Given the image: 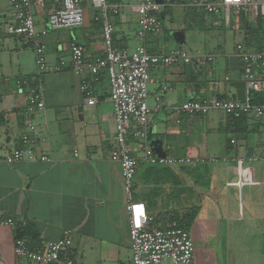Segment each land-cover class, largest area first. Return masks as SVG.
Here are the masks:
<instances>
[{
	"label": "crops",
	"instance_id": "1",
	"mask_svg": "<svg viewBox=\"0 0 264 264\" xmlns=\"http://www.w3.org/2000/svg\"><path fill=\"white\" fill-rule=\"evenodd\" d=\"M135 1L108 0L118 4V13L110 15L114 47L133 50L144 44L152 53L177 47L160 34H148L144 40L136 36L138 15L132 8ZM171 1L159 12L162 21L164 16L173 20L181 11L185 19L197 25V30L214 29L224 21L222 15L206 16L201 9L188 7V0ZM262 3L249 13L234 14L229 23L224 21L239 33L236 44L251 50L264 46ZM82 5L81 25L49 30L43 37L48 66L40 77L44 108L28 116L21 108L20 93L11 78L36 74V69L28 66L26 53L28 48L33 49L23 38L6 33V24L14 21V14L11 1L0 0V218L11 217L16 224L14 229L0 225V264H29L13 252L19 232L23 231L21 237L34 245L39 240H57L66 228L72 230L73 264H131L126 195L119 163L110 158L115 121L109 82L105 81L104 71L96 79L86 69L76 72L69 66L72 43L82 45L91 58L105 53L101 25L95 20L97 8L91 0H84ZM51 8V0H46L44 8L34 9L38 28L45 26ZM235 52V47L226 50L217 43L197 53L213 55L204 65L178 62L150 68L147 103L152 108L148 124L152 137L148 141L158 140L166 156L177 160L169 164L176 177L152 173L149 163L142 160L141 142L130 139L132 152L139 159L134 186L149 212L157 216L168 211L181 213L189 204L203 209L200 194L206 193L211 199V194L217 192L213 180L218 189L223 187L232 195L236 191L238 214L235 216L233 203L228 201L225 209L232 212L223 213L221 232L217 217L221 207L215 200L207 201L210 213L205 238L216 245L207 257L197 255V264L264 261L262 248L255 247L264 234V112L260 117L250 113L230 119L216 109L204 115L176 110L186 99L230 98L235 92L231 83L244 80L243 61ZM59 58H64L66 66L55 71ZM5 77L9 80L5 81ZM84 78L92 81L96 99L93 104H88L80 91ZM163 86L167 89L161 93ZM157 95L161 96V107L153 110ZM28 119L38 131L36 152L49 154L52 162L3 161L7 151L20 145ZM230 139L235 142L230 143ZM187 157L189 161L180 160ZM248 157L256 159L248 161ZM183 203L188 204L182 206ZM237 222L247 228L245 240L254 243L255 251L246 246L240 259L235 249L226 245L219 258L217 244L241 236L235 228ZM190 233L194 236L193 229ZM194 261L195 255L193 264Z\"/></svg>",
	"mask_w": 264,
	"mask_h": 264
},
{
	"label": "built area",
	"instance_id": "2",
	"mask_svg": "<svg viewBox=\"0 0 264 264\" xmlns=\"http://www.w3.org/2000/svg\"><path fill=\"white\" fill-rule=\"evenodd\" d=\"M14 21L6 24V33L23 38L35 54L36 74L19 75L14 78V84L20 93L22 110L28 116L44 108L41 93L40 77L48 70L45 59V42L43 37L49 30L77 27L83 23L82 0H51L52 8L48 11L45 26L38 28L34 21V9L44 8L46 0H10ZM97 8L95 20L100 22L105 53L102 57L91 58L78 43L70 46L69 66L76 72L86 69L98 78L101 71L109 78V100L112 103L115 121V134L110 158L119 163L123 190L126 195L125 209L128 216V233L131 251V264H193V242L190 230L177 225L176 219L170 213H164L158 218L149 212L143 201L133 198L134 177L139 166V159L132 152L131 138L141 142L145 163L173 164L177 160L171 157L161 158L151 151L148 141L149 119L152 108L147 103L148 82L152 66H170L178 62L204 65L213 59V55H192L180 47L170 48L167 52H149L144 44H139L133 50L117 49L113 45L114 26L110 15L118 13V4L108 0H91ZM171 0L159 3L156 0H136L132 6L138 15L136 36L144 40L146 35H157L163 30V21L159 12L171 5ZM187 6L198 8L211 15H221L225 10L224 21L230 22V13H249L256 10L255 0H188ZM264 10V2L261 4ZM235 55L243 61V76L246 83L244 101L231 98H191L180 103L179 112L204 115L212 109L221 111L230 119H237L252 113L262 116L264 104H253L249 98L251 90L264 91V80L258 78L264 71V46L251 50L243 44L235 45ZM66 66L64 58H59L53 67L60 71ZM9 80L8 77L4 78ZM88 104L95 103L92 81L84 78L79 84ZM167 86L161 88V93ZM156 105L160 106V95L154 97ZM25 131L19 138L20 145L3 155L6 163H15L24 159L52 162L49 154L36 152L38 131L31 119L26 121ZM230 139V143H234ZM75 155L77 153L75 152ZM256 157H248V161ZM189 161V158L180 159ZM178 160V161H180ZM0 225L16 227L11 217L0 218ZM72 230L66 228L61 236L54 241L39 240L35 245L23 237H16L13 252L16 257L29 264H73Z\"/></svg>",
	"mask_w": 264,
	"mask_h": 264
},
{
	"label": "rangeland",
	"instance_id": "3",
	"mask_svg": "<svg viewBox=\"0 0 264 264\" xmlns=\"http://www.w3.org/2000/svg\"><path fill=\"white\" fill-rule=\"evenodd\" d=\"M255 1L258 3H262L258 0H255ZM204 15L210 16L211 14L205 13ZM221 15H222V19L224 20L225 10L222 11ZM230 18L231 19L234 18V14L232 12L230 13ZM197 29H198L197 25L193 26V24H191V22L188 19H185L184 13L181 11V13H177V15H174L173 20H170V18L168 16H164L163 30L159 34L163 37H166V39L168 40V42L170 44H174L175 46L186 50L188 53H190L192 55H197L198 52L204 51L210 45H215L217 43H219L221 45V47L226 49V50H232L233 47H235L237 40L239 39V36H238L239 33L238 32L235 33L233 28H230L228 26V24H225L224 21L222 23L218 24V26H216L214 29H209V30H197ZM180 30L185 33V39L183 40L182 43L179 42L175 36V32L180 31ZM26 53H28V66H30L32 69L35 70L36 64H35L34 51L28 48ZM44 55H45V52H44ZM105 75H106L105 81L108 80V82H109V78H108L107 73H105ZM8 77L11 78V76H9V75H8ZM11 79H13V81H14L13 77ZM149 118L151 119L150 113L148 115V119ZM212 186L214 188H217V190H216L217 192H213L211 194V199L208 198L206 193L200 194V200H201L203 207H204L203 209L201 208L200 205L196 206V205H192V204H189V206H186L183 208L184 210L195 208V212H196L194 219L195 220L197 219V221H195L193 219L191 221V224L189 227L190 232L192 231V229L194 231V236L191 234V238H192V242H193L194 255H195L194 264H197V262H196L197 255L199 258L207 257V255H210L209 251L213 252L214 246L216 245V242H213V241L209 242L205 238L208 235V231H207L208 226H207L206 220H207V218H209L208 213H210V211L208 210L207 201L215 200V201H217V203L221 207L220 212H219V210H217V213H218L217 217L220 219V224H219L220 232H221V229L223 228V226H222L223 223L221 220L223 218H225L223 213L224 212L228 213L231 211V209L230 210L225 209V207L228 204V201H231L230 202L231 204L233 203L232 208H233V211L235 213V216H237V214H238V204H237V200H236V197H237L236 191L232 195L227 189H224L223 187H222V189H218V186L216 184V180L212 181ZM134 192H135V190L132 191V193H134ZM186 204H188V203H183L182 206H184ZM235 228H236V230L239 231L237 233H240L241 236L236 237L238 241L231 239L229 243H228V239L224 242H222L223 240H221V242L219 244H217L219 246V248L217 250L219 253L218 254L219 258L222 257V253H223L222 251H224V249H226L225 248L226 245L231 246V248L233 247V249H235V251H236V256H239L240 259H241V256L245 254V247L246 246H247V248L255 251V248H253L254 243L248 242L247 240H245L244 234H247V232H245L247 228H245V226L238 225V222H237ZM238 245H241L242 249H239ZM256 246L258 248L260 246V249L262 248L261 250L263 251V254H264V234H263L262 241L259 243H255V247ZM263 260H264V257H263ZM263 264H264V261H263Z\"/></svg>",
	"mask_w": 264,
	"mask_h": 264
},
{
	"label": "trees",
	"instance_id": "4",
	"mask_svg": "<svg viewBox=\"0 0 264 264\" xmlns=\"http://www.w3.org/2000/svg\"><path fill=\"white\" fill-rule=\"evenodd\" d=\"M258 78L264 80V71L262 73H259ZM249 98L250 101L253 104H264V91H255V90H251L249 92ZM244 115H242L241 117H243ZM241 117L237 118L240 119ZM152 137L151 133H148V139H150ZM149 170L152 173H157L160 172L161 175H165L166 177H176L173 170L171 169L169 164H163V163H154V164H150L149 163ZM137 186L133 187V190H135V192L133 193V198L135 200H139L141 201L140 197L138 196L139 193L136 191ZM146 205V203H145ZM147 207V206H146ZM148 209V207H147ZM165 213H170L173 215V217L176 219L177 225L180 227H184L189 229L191 221L194 219L196 212H195V208L192 209H185L183 212H176V211H168ZM164 214V213H163ZM157 216V215H156ZM158 218H160V216H157ZM23 236V231L19 232L17 234V237H21ZM35 245V243H34Z\"/></svg>",
	"mask_w": 264,
	"mask_h": 264
},
{
	"label": "water",
	"instance_id": "5",
	"mask_svg": "<svg viewBox=\"0 0 264 264\" xmlns=\"http://www.w3.org/2000/svg\"><path fill=\"white\" fill-rule=\"evenodd\" d=\"M159 3H163L164 0H156ZM84 0H82V4ZM176 39L179 42H183L184 40V33L182 31L175 32ZM231 85L235 88V92L231 94V99H237L240 101H244L246 95V83L244 80L242 81H234ZM150 130V129H149ZM149 145L151 147V151L155 153L157 156L164 158L166 157V153L162 149L161 143L158 140H151L149 141Z\"/></svg>",
	"mask_w": 264,
	"mask_h": 264
}]
</instances>
